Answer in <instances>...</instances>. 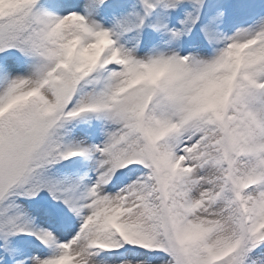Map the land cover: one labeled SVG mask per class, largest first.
I'll return each instance as SVG.
<instances>
[{"label":"snow or ice","instance_id":"snow-or-ice-1","mask_svg":"<svg viewBox=\"0 0 264 264\" xmlns=\"http://www.w3.org/2000/svg\"><path fill=\"white\" fill-rule=\"evenodd\" d=\"M0 264H264V0H0Z\"/></svg>","mask_w":264,"mask_h":264}]
</instances>
